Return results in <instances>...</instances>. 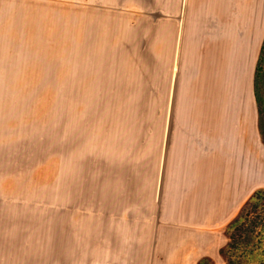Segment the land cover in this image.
<instances>
[{"label":"rangeland","instance_id":"obj_1","mask_svg":"<svg viewBox=\"0 0 264 264\" xmlns=\"http://www.w3.org/2000/svg\"><path fill=\"white\" fill-rule=\"evenodd\" d=\"M1 1L0 264L144 259L131 242L101 239L107 228L124 236L125 228H186L175 264L203 257L207 264H226V225L255 190H264V141L257 112L256 141L248 136L245 146L227 149L218 179L225 184L208 183L202 201L193 200L192 169L186 183L166 175L172 96L197 70L192 64L175 80L166 65L169 41L160 35L170 18L183 15L181 0H34V9L29 0ZM240 1L224 21L208 9L194 11L206 17L188 20L190 52L207 37L230 35L242 55L235 77L244 84L250 75V94L264 110V0ZM248 207L252 213L241 220L260 225V238L246 235L242 252L231 256L258 264L264 259V201L256 214ZM90 230L97 238H89Z\"/></svg>","mask_w":264,"mask_h":264},{"label":"crops","instance_id":"obj_2","mask_svg":"<svg viewBox=\"0 0 264 264\" xmlns=\"http://www.w3.org/2000/svg\"><path fill=\"white\" fill-rule=\"evenodd\" d=\"M0 2L2 1L0 0ZM28 3L34 9V0H29ZM223 3V0H181L180 8L184 10L183 15H179V18H170L168 32L160 35L169 41V51L165 57L167 58L166 65L170 69V79L175 76L176 80L180 71L182 77L184 71L188 70L187 68L192 64L197 66L196 76L191 78L189 83L185 84L183 81L181 89L177 93L175 90V96H172L171 115L172 117L174 115L175 126L170 130L171 137L169 136V138L171 139H169L164 153L165 166L163 165L169 170L166 175L169 174L170 178L183 179L185 183L186 179L190 177L189 170L192 169L191 175L195 179L193 184L196 187H193L192 190L195 201L205 199L204 194L208 190V183L216 185L222 182L218 181L219 170L225 168L226 156L224 153L227 149L242 147L248 136H250L249 141L251 139L256 141L257 138V107L255 98L250 94L252 87L250 75L246 74L247 78L243 79L244 84L240 78L237 80L235 77L238 69L236 61H241L242 55L234 49L233 38L230 35L207 37L199 45L198 50L194 53L190 52L191 44L189 42L194 36L190 32V27L187 26L190 16L195 14L194 11L204 8L203 12L208 9L209 14L224 21L232 14V12H227V9L241 7L240 0H228L227 5ZM2 7L0 4V16ZM22 7L25 6L22 5ZM26 10L27 16L33 15L34 10L30 11L27 8ZM203 12L195 15L201 16L205 14ZM202 17L206 16L202 15ZM177 19L179 20L177 21ZM152 28H154L152 30L153 43L157 49V24L155 23ZM249 57L252 59L253 54L245 57L248 69H250ZM175 64L177 69L172 75ZM230 73L233 74L232 78H230ZM241 90L244 95L242 93L240 95ZM214 121L215 123H213ZM213 126H217V129L216 127L215 130L212 129ZM193 148H197V150ZM198 148L208 150L206 152L208 154L199 153ZM200 167L203 168L200 169ZM209 177H213L211 181ZM222 184H225V179ZM184 206L182 204L178 207ZM198 208L201 209V206L198 205ZM125 229L126 232H130L124 236L107 228L101 239L110 242L117 238L127 245L131 242L128 247L137 248L140 256L143 249L144 259H138L135 264H175V246L179 240H186V228H182L181 231L178 228ZM90 234L89 238H93L92 235H97L93 230H90ZM130 264H134V262H130Z\"/></svg>","mask_w":264,"mask_h":264},{"label":"trees","instance_id":"obj_3","mask_svg":"<svg viewBox=\"0 0 264 264\" xmlns=\"http://www.w3.org/2000/svg\"><path fill=\"white\" fill-rule=\"evenodd\" d=\"M264 43V41H263ZM262 49L264 50V46L262 47ZM263 54H261V56H259V62L262 61L263 58L262 57ZM259 65V64H258ZM258 65L255 69V75H254V93L255 95L257 94L256 92V78L258 80L259 77V68ZM255 101H256V107H257V112H258V128H259V133L262 136V140L264 141V119L262 118L260 120V114L264 113V110L262 109V104L260 102V99L258 97H255ZM260 120V121H259ZM264 201V190H255L250 198L248 199V201L246 202V204L243 206V208L240 210V214H238L237 217H234L232 220H230L228 222V224L226 225L225 228V232L228 236V242L226 243V245L224 246V248L222 249V254L223 256H225V262L226 264H241L240 262H238L237 260H232V256L231 255H236L233 252L235 251H241V245L243 242H245L246 240H243L244 237H246V235H249L251 238H260V233L258 234V226L260 225H256L254 223H256L255 221H249L250 226H247V224L243 223L241 218L242 215L247 218V216H249L250 213H252V211L248 214V210H249V205L252 204V208H253V213H257V209L260 206V202ZM255 209V211H254ZM242 214V215H241ZM257 219V217H255ZM264 226V225H261ZM261 229V228H259ZM264 233V230H263ZM258 234V235H257ZM240 248V249H239ZM221 251V250H220ZM230 251H232V253L229 255L228 252L230 253ZM238 253V252H237ZM247 253H252L251 250H248ZM207 257H203L201 258L197 264H207ZM258 264H264V259L262 261H260V263Z\"/></svg>","mask_w":264,"mask_h":264},{"label":"bare ground","instance_id":"obj_4","mask_svg":"<svg viewBox=\"0 0 264 264\" xmlns=\"http://www.w3.org/2000/svg\"><path fill=\"white\" fill-rule=\"evenodd\" d=\"M174 67H175V66H174ZM216 122H217V121H216ZM213 123H215V121H214ZM216 124H217V123H216ZM215 127H216V129H217V126H215ZM215 127L213 126L212 129L214 128V130H215ZM247 135H248V134H247ZM240 136H241V135H240ZM244 146H245V145H244ZM253 152H254V151H253ZM201 168H203V167H200V169H201ZM200 171H201V170H200ZM198 173H199V172H198ZM258 177H259V176H256V178H255L254 181H258V180H259Z\"/></svg>","mask_w":264,"mask_h":264}]
</instances>
